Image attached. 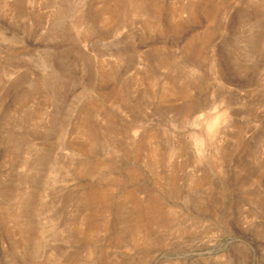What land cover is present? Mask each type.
<instances>
[{"label": "rangeland", "instance_id": "obj_1", "mask_svg": "<svg viewBox=\"0 0 264 264\" xmlns=\"http://www.w3.org/2000/svg\"><path fill=\"white\" fill-rule=\"evenodd\" d=\"M0 264H264V0H0Z\"/></svg>", "mask_w": 264, "mask_h": 264}]
</instances>
